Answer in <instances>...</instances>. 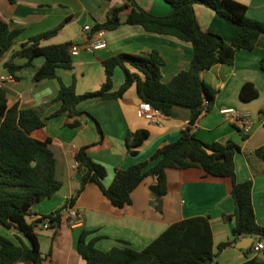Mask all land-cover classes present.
<instances>
[{"label": "crops", "instance_id": "1", "mask_svg": "<svg viewBox=\"0 0 264 264\" xmlns=\"http://www.w3.org/2000/svg\"><path fill=\"white\" fill-rule=\"evenodd\" d=\"M126 0H0V19L13 30H21L11 50L17 51L32 37L50 31L64 20L70 21L53 37L41 42L49 46L72 42L73 68L58 69L57 75L65 85L76 80V92L83 95L101 88L106 80L103 61L120 53L147 55L159 52L165 64L162 68L163 81L170 82L179 72L190 67L193 46L176 37L147 32L138 25H122L114 31H103L100 39L107 47L88 52L83 45L92 37L84 30L96 23L107 20L110 10L119 7ZM140 7L157 16L172 14L173 7L164 0H136ZM248 6V16L264 20V0H237ZM198 21L204 31L220 34L231 42L236 27L229 24L216 12L204 5L195 6ZM127 12L122 14L125 21ZM97 37V34L94 38ZM79 49L75 52L73 48ZM11 52L0 57V76L11 75L5 68ZM264 47L254 50H239L232 66L216 65L202 72L204 81L218 91L215 103L209 111H204L192 126L193 132L203 142L212 144L232 140L240 145L241 151L235 156L236 176L239 182H253V204L258 223L264 227V158L256 154L264 148ZM26 60L17 59V64ZM44 59L37 58L29 67L17 72V78L6 83L8 106L17 103L21 108H36L46 122L44 128L33 133L40 140H50V147L57 162V177L62 188L52 197L32 208L34 217L48 215L61 208L79 189L82 173L74 167L77 151L89 145L93 159L107 169L103 183L109 187L117 170L127 169L137 163L150 160L163 146L176 142L188 127L189 112L178 109L175 116H164L161 124L148 121L139 106L142 103L137 87L133 85L122 98L115 100H86L78 109L88 112L80 118L78 127L68 126L74 119L68 112L53 116L61 107L57 95L60 89L58 79L34 81V75L43 65ZM133 70V69H132ZM134 71V70H133ZM113 91H117L125 81L121 67L114 73ZM252 83L259 92L255 99L245 101L241 92L245 84ZM233 108L248 113L252 121L249 133L235 120L221 111ZM97 122L104 133L102 139ZM147 130L149 137L132 154L128 149L129 133ZM156 162L151 161L150 165ZM81 178L79 179V175ZM157 185L153 177H147L131 194L132 203L122 208L115 207L94 183H88L78 197L74 208L82 214V222L75 223L63 218L59 228L43 229L42 223L35 228L43 255L42 264H86L78 252V243L83 232H89L87 240L96 239V247L103 251L113 248H132L142 251L164 233L172 224L193 217L209 216L214 238V251L218 245L233 239L234 214L236 204L232 196L233 181L229 177H215L199 168L167 169V193L162 197V212L158 209L156 194L151 190ZM0 234L18 243L17 236L29 241L17 230L7 229L0 224ZM252 241V242H251ZM251 244L240 248L239 243ZM255 236H243L236 243L223 250L206 264H247L257 257L253 245ZM23 264V263H18ZM34 264V263H31Z\"/></svg>", "mask_w": 264, "mask_h": 264}, {"label": "trees", "instance_id": "2", "mask_svg": "<svg viewBox=\"0 0 264 264\" xmlns=\"http://www.w3.org/2000/svg\"><path fill=\"white\" fill-rule=\"evenodd\" d=\"M173 7L167 16H157L139 6L136 0H126L119 7L110 10L107 20L96 23L90 36L102 31H114L122 25H138L147 32L176 37L193 46L190 67L179 72L170 82L163 81V57L157 51L147 55L120 53L103 61L106 80L94 92L79 95L76 80L65 85L57 75L58 69H72V42L42 46L41 42L55 36L69 21L64 20L56 28L32 37L17 51L11 52L21 30H13L0 19V57L11 52L5 68L17 78V72L29 67L37 58L44 63L34 75V81L58 79L60 89L57 100L61 107L53 116L68 112L74 119L70 127L80 126V118L88 112L78 109L81 102L91 99L115 100L122 98L130 87L136 85L142 102L151 105L166 116H175L178 109L189 112V125L174 143L158 149L150 160L127 169L117 170L109 187L103 183L107 169L96 162L89 145L80 148L75 160L82 173V181L73 197L57 211L34 217L32 208L51 199L62 188L57 177V162L50 147V140H40L33 133L45 127L46 122L36 108H21L17 103L8 106L7 89H0V224L7 229L19 231L28 241L17 236L18 243L0 234V264H42L44 258L35 228L40 223H50L59 228L63 223V211L74 206L88 183L96 184L104 196L115 207L122 208L132 203V192L147 178L153 177L158 186L156 201L162 212V197L167 193V169L199 168L215 177H229L233 181L232 196L236 208L233 239L218 245L214 251V238L209 216L188 218L172 224L164 233L142 251L132 248H113L103 251L96 247V239L87 240L89 232H83L78 243V252L86 264H206L223 250L236 243L243 236H255L264 241V227L258 223L253 204V182H239L236 176L235 156L241 151L239 144L232 140L225 143L207 144L197 138L192 126L204 111H209L216 100L218 91L201 77L202 72L216 65L232 66L239 50L252 51L264 47V20L248 16V6L237 0H164ZM15 4L17 0H9ZM204 5L218 16L236 27L231 42L220 34L204 31L198 21L195 6ZM127 12L125 21L122 14ZM17 59L26 60L17 64ZM121 67L125 81L119 90L113 91L114 73ZM264 70V59L261 61ZM134 71H133V70ZM259 92L252 83L244 85L241 97L245 101L255 99ZM205 100L209 101L205 105ZM98 131L104 133L97 122ZM149 137L147 130L129 133L128 149L132 154ZM264 158V148L256 151ZM155 161L154 165H150ZM69 220V219H68ZM247 264H264L257 257Z\"/></svg>", "mask_w": 264, "mask_h": 264}, {"label": "built area", "instance_id": "3", "mask_svg": "<svg viewBox=\"0 0 264 264\" xmlns=\"http://www.w3.org/2000/svg\"><path fill=\"white\" fill-rule=\"evenodd\" d=\"M85 31L91 32L90 26H85ZM103 32V31H102ZM101 32L96 33L97 37L94 38L96 34H94L84 45L83 48L88 52H94L96 50H101L107 47V42L104 39H100L98 36ZM79 47L75 46L73 50L76 52ZM72 50V48H71ZM14 77L12 75H3L0 76V89L6 86V83L12 80ZM205 105L209 104L208 100H205ZM141 112L143 113L144 117L150 121L152 124H161L164 118V114L154 109L151 105L142 102L139 106ZM222 114L230 115L237 124H239L246 133H249L252 129V121L250 115L248 113L239 112L233 108H226L221 111ZM74 167H78V163L75 162ZM66 217L67 219L73 220L75 223L82 222V214L79 210L75 209L74 206H68L63 211V218ZM52 224L44 222L42 223L43 229H50ZM253 250L255 252L264 251V241H258L253 245Z\"/></svg>", "mask_w": 264, "mask_h": 264}, {"label": "water", "instance_id": "4", "mask_svg": "<svg viewBox=\"0 0 264 264\" xmlns=\"http://www.w3.org/2000/svg\"><path fill=\"white\" fill-rule=\"evenodd\" d=\"M80 178H81V174L79 175V179H80ZM151 190H152V192H153L154 194H157V192H158V186H157V185H153L152 188H151ZM251 242H252V241H251ZM238 245H239L240 248H247V247H249L251 244L244 245L242 242H240ZM259 257H260V258H264V253L260 254Z\"/></svg>", "mask_w": 264, "mask_h": 264}]
</instances>
